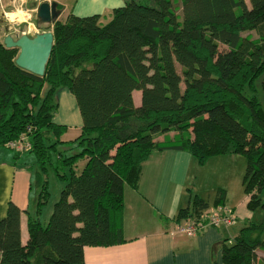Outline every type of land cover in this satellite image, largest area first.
Segmentation results:
<instances>
[{
  "label": "trees",
  "instance_id": "16d2710c",
  "mask_svg": "<svg viewBox=\"0 0 264 264\" xmlns=\"http://www.w3.org/2000/svg\"><path fill=\"white\" fill-rule=\"evenodd\" d=\"M35 25L53 34L43 75L19 67L18 48L0 38V146L27 137L40 184L37 213L50 195L47 173L63 185L45 224L25 210L24 243L22 210L9 200L0 264H86L84 246L122 243L124 186L137 189L154 150H185L199 165L244 155L247 208L264 209V36L242 35L264 29V0H129L105 21L70 13L51 23L36 17ZM61 88L82 118L69 140L62 139L67 126L53 121ZM134 90L141 92L137 105ZM225 194L217 188L212 205L224 204ZM209 208L192 194L174 219L196 221ZM219 249L223 264H264L257 256L264 220L246 221Z\"/></svg>",
  "mask_w": 264,
  "mask_h": 264
},
{
  "label": "crops",
  "instance_id": "0c3cea01",
  "mask_svg": "<svg viewBox=\"0 0 264 264\" xmlns=\"http://www.w3.org/2000/svg\"><path fill=\"white\" fill-rule=\"evenodd\" d=\"M40 1L42 0H0V22L4 16L10 26L15 25L16 27H11L13 34L23 32L29 35L35 34L37 32L35 4ZM47 1H55L59 5L57 18L65 19L72 13L78 16L99 14L101 19L102 16L109 17L113 8L123 5L127 0ZM17 25H22V30ZM140 95V90L133 91V101L136 105L140 103ZM57 98L58 108L53 121L65 124L68 128L65 133L76 130L79 134L82 118L73 94L66 88H61ZM1 156L3 157L0 159V218L5 215L9 200L20 207L22 210L20 239L24 243L28 236L25 210L29 207L30 191L22 177L16 179L15 161H10L5 154ZM218 157L225 165L228 163L227 168L230 169L232 155L228 153L214 156L204 165L211 161L213 163ZM202 166L185 150L152 151L142 164L137 189L124 186V210L121 223L124 241L109 246H84L85 263L223 264L219 244L223 239H227L228 243L231 242L239 229L235 228L237 223L232 226H208L193 236L174 231L177 225L174 216L178 209L188 206L192 194L200 196L194 189L193 180L196 177L192 175L191 170L200 169ZM217 184L216 187L211 188L212 192L208 197L211 200L206 199L210 207L214 206L212 204L215 192L221 187L226 190L224 204L236 211L237 206L227 203L230 201L228 183L220 181ZM244 198L246 204V194Z\"/></svg>",
  "mask_w": 264,
  "mask_h": 264
},
{
  "label": "rangeland",
  "instance_id": "374dc122",
  "mask_svg": "<svg viewBox=\"0 0 264 264\" xmlns=\"http://www.w3.org/2000/svg\"><path fill=\"white\" fill-rule=\"evenodd\" d=\"M129 1V0H127ZM136 1H144V0H136ZM248 3V0H246ZM177 7L180 6V2H176ZM177 14H180V9L178 8L176 10ZM6 17H2V22H0V38L4 36L5 33V26H8L9 34L14 35L13 29L11 27H16L15 25L10 26L9 21L5 19ZM108 19V16H102L100 21H105ZM18 26V25H17ZM19 28L23 26H18ZM37 32H40V30L37 28ZM36 32V33H37ZM34 33H31L33 35ZM242 35H249L253 38H258L260 35L264 36V29L258 30H248L242 32ZM223 47V46H220ZM183 86V85H182ZM256 87L258 88V91L261 95V83L260 79L256 81ZM60 89L58 90V92ZM263 106H264V100L261 99ZM172 134V132H170ZM78 134V131L76 130H70L67 133H65L62 136V139L69 140L73 139ZM158 139H161V136L157 137ZM62 146L61 148H63ZM77 149L69 150V153H72L76 151ZM1 154H5L6 157L10 161H15V168H16V179L19 180L22 177L23 182H27L28 191L29 193V207L28 211L36 215V204L34 198L38 195L40 190V184H39V177L37 175V166L35 164V158L34 155L27 150L22 152L19 157H14V150L10 147L0 146V159L3 157ZM232 155V160L230 161V169L227 168V165L222 163L220 158L214 159L213 163L212 161L209 162L207 165H204L200 167V169L194 170V168L191 170L192 175H195V180H193V185L195 191H197L200 196L204 197L205 199H209V194L212 192L211 188L216 187L218 185L217 183L225 182L228 183L230 187V193L228 194V198L230 195V201H227L229 203L228 205H235L236 208V215L238 222L236 221L235 228H239L242 224H244L246 221L254 220H264V209L259 208L255 211L250 210L247 208V205L245 204V201L243 198L245 197V193L243 190L242 185V177L246 165V159L245 156L242 154H235V153H228ZM84 160L78 161V168H81L83 165ZM229 170V171H228ZM44 175L41 174V177ZM48 183H49V198L48 202L44 205H42L41 211L37 213L39 220L42 224H45L49 218V215L51 213L53 203L58 199L60 188L63 185L62 181H59L56 179L55 175L52 171H49L46 175ZM194 179V178H192ZM261 197L264 199V192H262ZM245 199V198H244ZM211 200V198L209 199ZM243 203L241 204V202ZM241 204V205H240ZM234 224V225H235ZM257 256L258 257H264V250L258 249L257 250ZM254 264H259V262H255Z\"/></svg>",
  "mask_w": 264,
  "mask_h": 264
},
{
  "label": "water",
  "instance_id": "95a60500",
  "mask_svg": "<svg viewBox=\"0 0 264 264\" xmlns=\"http://www.w3.org/2000/svg\"><path fill=\"white\" fill-rule=\"evenodd\" d=\"M56 2L47 0L40 1L36 6V15L43 23H51L58 16ZM5 47H17L18 54L15 63L37 75H43L45 66L51 53L53 34L51 30L37 32L33 35L21 33L20 35L9 34L8 26L2 38Z\"/></svg>",
  "mask_w": 264,
  "mask_h": 264
},
{
  "label": "built area",
  "instance_id": "2783aa9c",
  "mask_svg": "<svg viewBox=\"0 0 264 264\" xmlns=\"http://www.w3.org/2000/svg\"><path fill=\"white\" fill-rule=\"evenodd\" d=\"M6 146L22 152L26 151L30 147V143L26 136L21 135L19 138L8 142ZM236 221L237 215L235 210L225 204H219L210 207L204 216L199 220H188L184 223L177 224L174 231L183 233L187 236H193L208 226H232Z\"/></svg>",
  "mask_w": 264,
  "mask_h": 264
},
{
  "label": "flooded vegetation",
  "instance_id": "af4514ba",
  "mask_svg": "<svg viewBox=\"0 0 264 264\" xmlns=\"http://www.w3.org/2000/svg\"><path fill=\"white\" fill-rule=\"evenodd\" d=\"M35 5L37 6V4H35ZM19 29L22 30V27H20ZM20 32H22V31H20ZM23 33H25V32H23ZM14 35H20V34H14Z\"/></svg>",
  "mask_w": 264,
  "mask_h": 264
}]
</instances>
